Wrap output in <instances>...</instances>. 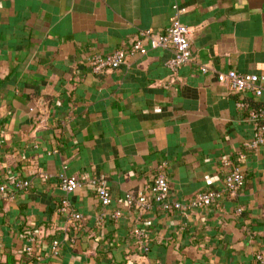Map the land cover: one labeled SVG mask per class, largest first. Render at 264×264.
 Returning a JSON list of instances; mask_svg holds the SVG:
<instances>
[{
  "label": "crops",
  "instance_id": "crops-1",
  "mask_svg": "<svg viewBox=\"0 0 264 264\" xmlns=\"http://www.w3.org/2000/svg\"><path fill=\"white\" fill-rule=\"evenodd\" d=\"M174 4L186 8L189 62L174 71L171 48L149 47L92 70L91 55L165 29ZM230 69L264 74V0H0V264H23L29 246L42 264H258L264 144L252 146L238 100L264 103V83L260 96L237 92L218 79ZM226 158L245 174L235 194L224 187ZM161 168L168 200L184 206L130 205ZM61 173L85 183L67 192ZM96 175L109 206L87 182ZM12 177L29 184L14 189ZM208 189L222 195L186 205ZM65 198L80 220L61 208ZM136 226L148 235L134 237Z\"/></svg>",
  "mask_w": 264,
  "mask_h": 264
},
{
  "label": "built area",
  "instance_id": "built-area-1",
  "mask_svg": "<svg viewBox=\"0 0 264 264\" xmlns=\"http://www.w3.org/2000/svg\"><path fill=\"white\" fill-rule=\"evenodd\" d=\"M176 12L171 17L170 24L163 30H154L152 28L142 29L139 34L133 38L128 46L119 47L115 50L107 53H95L88 58V63L92 70L95 72H102L110 68H116L124 64L127 60L129 53H146L149 47H166L173 50V54L166 59L165 63L172 70L176 71L179 66L189 62L192 59V46L190 42V27L181 20L179 13L185 11L184 6H178L174 4ZM205 70L206 67H203ZM218 79L220 81H228L231 87L241 92L245 89L252 90L256 95L260 96L263 92L264 74L251 73V72H239L236 69H230L218 73ZM238 105L240 108L245 109L247 112V118H249L254 124V136L251 141L253 147L258 148L264 144V103L258 105L252 104L246 100L239 99ZM228 166V170L225 174L224 187L228 192L237 193L245 183V174L242 169L233 165L231 160L226 158L224 160ZM59 180L62 188L71 192L76 188L81 187L85 182L72 175L61 173ZM88 184L96 188L97 195L101 204L109 206L113 202V196L107 181L101 176H93L87 180ZM9 184L14 189H22L28 186V181L18 177H12ZM8 186L2 184L1 190H5ZM222 193L218 190L208 189L198 192L189 202L187 206H205L217 201ZM170 196V182L167 174L161 168L156 174L154 181L149 184L148 187L140 189L136 194L128 196L127 200L130 205L137 204V206L145 207L150 202H160L166 208L176 207L180 208L184 206L181 201L170 202L168 200ZM62 209L69 212V217L72 220H80L83 214L80 211L71 208L70 202L67 198L62 201ZM239 212L242 211V207L238 208ZM120 209H114L109 213L112 218H118L121 215ZM107 214L106 211L101 212L100 218H104ZM131 233L137 239H141L148 235L147 231L142 227L136 226L131 230ZM59 240L55 239L52 242V247L55 254L58 252ZM148 249V246H144ZM29 253L32 252V247H27ZM23 264H42L41 257L38 256L36 260L26 261ZM258 264H264L263 255L258 256Z\"/></svg>",
  "mask_w": 264,
  "mask_h": 264
},
{
  "label": "trees",
  "instance_id": "trees-1",
  "mask_svg": "<svg viewBox=\"0 0 264 264\" xmlns=\"http://www.w3.org/2000/svg\"><path fill=\"white\" fill-rule=\"evenodd\" d=\"M250 103L255 104V105H258L259 104V102H256V101H253V102L251 101ZM37 257H38V255L35 252L29 253L28 251H26L25 256H24V258L26 259V261L36 260ZM17 260H16V258L14 259V261H17Z\"/></svg>",
  "mask_w": 264,
  "mask_h": 264
}]
</instances>
